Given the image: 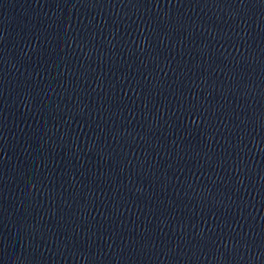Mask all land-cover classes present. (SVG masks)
Listing matches in <instances>:
<instances>
[{
    "label": "water",
    "instance_id": "1",
    "mask_svg": "<svg viewBox=\"0 0 264 264\" xmlns=\"http://www.w3.org/2000/svg\"><path fill=\"white\" fill-rule=\"evenodd\" d=\"M16 0H0V38L13 11Z\"/></svg>",
    "mask_w": 264,
    "mask_h": 264
}]
</instances>
